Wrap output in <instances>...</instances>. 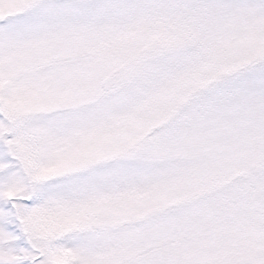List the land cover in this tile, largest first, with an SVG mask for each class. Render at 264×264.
I'll return each mask as SVG.
<instances>
[{
	"label": "snow or ice",
	"instance_id": "1",
	"mask_svg": "<svg viewBox=\"0 0 264 264\" xmlns=\"http://www.w3.org/2000/svg\"><path fill=\"white\" fill-rule=\"evenodd\" d=\"M0 264H264V0H0Z\"/></svg>",
	"mask_w": 264,
	"mask_h": 264
}]
</instances>
